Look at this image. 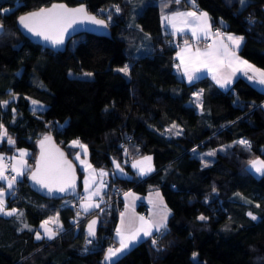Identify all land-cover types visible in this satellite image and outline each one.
Listing matches in <instances>:
<instances>
[{"label":"trees","instance_id":"obj_1","mask_svg":"<svg viewBox=\"0 0 264 264\" xmlns=\"http://www.w3.org/2000/svg\"><path fill=\"white\" fill-rule=\"evenodd\" d=\"M53 1L82 2L106 21L111 16V35L80 33L57 52L31 42L16 17ZM186 1L0 0V10L11 9L0 11V124L15 141L0 140V153L30 151L29 167L7 197L6 208L17 214H0V264H104L105 248L114 241L123 197L119 209L97 207L76 221V203L63 204L76 195L44 198L29 185L35 142L45 134L74 160L78 192L84 171L75 160L80 148L70 141L87 146L96 168L110 169L116 159L130 173L122 141L135 158L151 155L150 174L110 175L102 197L109 199L117 186L142 194L158 189L170 210L166 227L110 264H264V173L249 169L253 159L264 160V92L242 76L226 90L207 76L189 83L178 77L177 47L173 36L162 32L160 14L185 8ZM195 2L213 27L222 28V19L228 25L224 31L241 35L238 53L264 70V0H246L243 6L238 0ZM141 46L149 48L137 54ZM125 65L128 74L118 71ZM195 92L201 93L199 106ZM32 101L44 108L32 110ZM211 150L214 158L207 155ZM54 213L64 230L37 240L40 222ZM93 215L99 224L89 237L86 223Z\"/></svg>","mask_w":264,"mask_h":264},{"label":"snow or ice","instance_id":"obj_2","mask_svg":"<svg viewBox=\"0 0 264 264\" xmlns=\"http://www.w3.org/2000/svg\"><path fill=\"white\" fill-rule=\"evenodd\" d=\"M176 3H179L180 0H175ZM238 2L243 6L246 0H238ZM195 0H193V4ZM0 11H8L7 9ZM116 12L120 11V8L117 6L115 9ZM189 18H192L191 20ZM77 20L84 21L87 20L93 24L103 26L107 28L108 21H111V16H108L107 21L104 19H97L96 16L89 15L87 10L81 6L79 8L70 9L63 4H53L51 8H41L37 12H31L27 15L20 16L18 18V24L22 26L23 29H26L28 32L33 35L43 37L44 40L50 41L53 45H59L63 43L64 33L67 31L72 24L76 23ZM163 20L171 25L173 29V35L177 32H183L186 27H191L192 35L198 37V31L203 32L207 35L210 30V25L208 24L207 13L201 12L199 15L195 11L189 12H175L170 16H164ZM0 34H3V25L0 24ZM217 36L220 35L219 31L216 33ZM242 36L228 35L227 40L231 42V46L234 49H239L241 43L243 42ZM186 47L178 53L180 57L181 65L183 66V74L187 77L188 81L191 82L196 72L199 71L201 67L207 68L209 71L219 72L221 67L227 66L232 69L231 75L223 76H213V79L216 81L221 88L225 87L231 82V76L235 75L237 71H243L245 75L248 72H251L253 75H249L248 79L257 82L260 85H264V71L255 68L253 65L249 64L246 60L240 59L236 55L235 51H231L227 44L220 43L219 46L214 42L213 45L209 46V49L205 52H201L199 48L195 52H191V49L187 47V41H185ZM188 54L187 56L185 54ZM179 67V66H178ZM125 74L129 72V66L125 65L123 68L118 69ZM86 75H91V73H86ZM201 93H196L197 102L199 106V97ZM34 105L38 104L37 101L32 102ZM8 101H3L2 105L7 106ZM176 125H173V128H176ZM0 140L7 137V142L9 144H15V141L8 136L7 130L4 129V126L0 124ZM169 132L172 129H168ZM179 135L180 132L175 133ZM51 138L45 136L43 140L40 141L41 146V156L38 161V166L36 171L32 172L31 179L41 185L44 188H47L49 192L54 190L59 192H64L69 188L75 187V172L71 165V162L64 158V153L60 152L59 149L55 150V155L50 152H46L45 144L50 143ZM239 144L246 147H250L248 141L240 140ZM72 146L79 147L83 149L84 154L87 155V146L80 143L79 140L72 141ZM27 153L23 150H20L19 158L12 157V160H15L16 163L12 164L11 171L15 173L9 177L6 175L7 165L4 163V157L0 155V181L7 183V191L0 187V213L5 215H16L17 210L11 209L6 211L5 197L6 195L11 194V189L13 185L17 182V178L24 175V166L25 160L24 157ZM209 156L215 155V152L207 153ZM77 159H80L79 154L76 156ZM151 157H144L142 161H137L133 164V167H138L140 169L141 175H146L148 172L153 171L151 164ZM82 164H85V161H81ZM146 165V166H145ZM251 166L258 173H264V160H253L251 161ZM88 169H91L90 164H86ZM116 167L119 169L120 165L116 164ZM95 170H93L94 172ZM122 171V169H121ZM100 175H106L102 170ZM85 191L88 192L89 189V180H85ZM126 196H130L131 193H126ZM159 195V193H157ZM94 196H101V190L98 187L94 192H89V194L83 198L84 202L81 204L85 213H88L92 208L99 207V204L93 203ZM102 199V196H101ZM162 202V200H161ZM249 216H252V219L255 220L256 217L252 213H248ZM79 216V213H77ZM123 217V214H122ZM140 226L138 228H132L131 221L128 224V234L125 235V230L123 228H118L117 236L119 237V247L112 248L109 247L105 260L113 261L114 257H117L119 253L123 252L129 247L130 242L137 241L141 233L144 237H149L152 235V230L155 228L159 232L162 228L166 227L167 212L164 213L161 221L156 224H150L145 221L143 217H140ZM200 220H206L207 217L200 216ZM57 224L58 217L49 218L41 224V228L44 229V236L48 239H53L57 235V231L48 227L49 224ZM122 225L124 224L123 218L121 221ZM95 225L96 220H92L88 224L87 234L89 237L95 236ZM25 227H28L25 225ZM36 239H42L44 236L41 233L37 232ZM91 243V240L88 241ZM153 245L156 244V240L152 241Z\"/></svg>","mask_w":264,"mask_h":264},{"label":"crops","instance_id":"obj_3","mask_svg":"<svg viewBox=\"0 0 264 264\" xmlns=\"http://www.w3.org/2000/svg\"><path fill=\"white\" fill-rule=\"evenodd\" d=\"M139 1H140V5H144L146 2H149V0H139ZM186 2H187V6H185V8L178 9V10H173V11H167V12L163 11L160 14V24H161V29H162L163 33L172 35L173 38L177 37L178 35H186L191 40L192 39H199L200 40V39H203L205 37H210V39H211L210 43L207 44V45L202 46L201 48H199L202 53L207 51L209 49V46L213 45L214 42L217 44V46H219L220 43L222 42L223 44H227L231 51H235L236 55H238L240 57V59L246 60L249 64L253 65L255 68H258V69L264 71L262 68H260L257 65L253 64L251 61L247 60L246 58L242 57L238 53L237 49L232 48L231 42L227 40V36L228 35H235V36H241V35H237V34L225 31L224 33L219 32L220 35L217 36L216 33H217L218 30L215 27L212 26L211 19H210V16H209L208 12L206 10H204V9H200L197 6L196 2H195L196 5L193 4V0H187ZM189 11H195V12H197L198 15L201 12L207 13L208 24L210 25V30L208 31L207 35H205L203 32H199L198 31V37L199 38L194 37L192 35L191 27H186L183 32H177L175 35H173V29H172L171 25L163 20L164 16H170V15H172L175 12H189ZM189 19L191 20L192 18H189ZM143 37H144L143 39H145L147 41L150 39L149 35H147V34L143 35ZM185 47H186L185 43H182L179 46H177V48L175 50V53H174V58H175L174 70H175V72H176V74L178 75L179 78H181L184 81L189 83L187 77L183 74V66L181 65L180 57L178 56V53H180L181 50L184 49ZM187 47H189L191 49V52H193V53L196 50L193 47L191 42H187ZM148 48H149L148 46L146 48L143 47V46H141L140 48L137 47L136 53L138 54L140 52H143V51L147 50ZM185 55L187 56L188 54L186 53ZM231 72H232V69L228 68L227 66L221 67L219 72L209 71L207 68L201 67L199 69V71L196 72L195 77H194V79L191 82H193L194 80H196V79H198L200 77L207 76L218 88H220L222 90H226L232 85V83L235 81L236 78L242 76L245 79H247L251 84H253L255 87H257L259 90L264 92V85H260L257 82L248 79L249 75H253L251 72H248V74L245 75L243 71H237L235 73V75L231 76V82L228 85H226L225 87H223V88H221L220 85H218L216 83V81L213 79L214 75H216L218 77L219 76H223V75H231ZM39 106H40L39 110L44 108V106H42V105H39ZM261 106L264 108V101L261 102ZM69 143L71 144V141ZM20 150H23V151H25L27 153V155L24 157V160H25L26 163H25L23 171L25 173L26 170L29 167L28 156L30 154V151L28 149H26V148H16L14 150V152L10 153V156H11V158L12 157L19 158ZM0 155H3V153H0ZM144 157H151V155L144 154V155H140V156L136 157L135 160L133 162H131L130 165L128 166L130 173L127 172L128 175L126 173H124V174H121V176L130 177L131 173H132L134 176L143 177V176H146V175L150 174L152 171L148 172L146 175H141L140 174V169L138 167H133L134 163H136L137 161H142ZM257 159L261 160L260 158H255L253 160H257ZM75 160H76V157H75ZM14 163H16V161L11 159V166ZM150 164H151L152 169L154 170L152 157H151ZM250 164H251V162L249 163V165ZM251 171L255 175H260L261 174V173L256 172L254 168L252 169V166H251ZM5 174L8 175L9 177H11L12 175H15V173H13L11 171V168L7 169ZM21 177L22 176L18 177L17 180H19ZM83 177H84V174H83ZM83 177H82V180H83ZM16 183L13 185V188L10 190L11 192L16 187ZM82 186H83V181H82ZM0 187L4 188L7 191V183L6 182L0 181ZM105 188H103V192H104ZM103 192H101V196H102ZM126 193H131V195L130 196H126L125 195ZM126 193L123 196L122 207H121L120 211L118 212L115 228H114V230L112 232V237H113V240L115 241V245L113 247L114 249L119 247V237L117 236V231L116 230L118 228H123L125 230V235H127L128 234L129 221H131L132 228H138L140 226V223H141L139 218L143 217L141 215V213H140V209H141V207L144 204H148L150 206L148 218L143 217L144 220L149 222L150 224L159 223L161 221V218L163 217L164 213L167 212V219H166V222H165V224H166L167 220H168V217L170 215V210L167 207V204L165 203L163 195L161 194V192L158 189H152V190H150V191H148V192H146L144 194L138 193V192L133 191L132 189H129V190L126 191ZM157 193H159V195H157ZM101 196H97L95 199H98ZM7 197H8V195H6V197H5L6 205H7ZM84 197H85V194L84 193H80L79 197H77V200H79V198H84ZM161 200H162V202H161ZM77 208H78V203H77ZM95 208H97V207H94L91 210H93ZM6 209H7L6 211H8V210H11V209H14V208H6ZM81 213H82V215L86 214L84 211H81ZM0 214H3V213H0ZM122 214H123V217H122ZM122 218H123V221H124L123 225L121 223ZM42 222H44V221H42ZM164 228H162L161 230H163ZM37 232L41 233V235L44 236V229H42L41 227H39L38 230H35V234ZM155 233H157V231L155 230V228H153L152 235H154ZM34 236L36 238V235H34ZM44 238H47V237L44 236ZM147 238L148 237H144L143 234L141 233L140 238L137 241L130 242L129 247L127 249H125L123 252L119 253L117 257H114L113 261L116 258H118L120 255H122L125 251H127L128 249H130L131 247H133L135 245H138L141 248H143L144 247V241ZM107 250L108 249L105 250L104 255H103V259H102V262L104 264H110L111 262H113V261L105 260V256L107 254Z\"/></svg>","mask_w":264,"mask_h":264},{"label":"water","instance_id":"obj_4","mask_svg":"<svg viewBox=\"0 0 264 264\" xmlns=\"http://www.w3.org/2000/svg\"><path fill=\"white\" fill-rule=\"evenodd\" d=\"M53 4H63L67 8H70V9L79 8V7L83 6L87 10L85 4L82 3V2H80L78 4H75V5H69L65 1H53V2H51L50 4H48L46 6H42V7L36 8V9H32V10H28L26 12H23V13L19 14L16 17V26H17V28L19 29V31L21 32V34L24 37H26L27 39H29L33 43H36L38 45H41L42 47H45V48H48V49H50L52 51L57 52V51H64L68 41L70 39H72L74 36H76V35H78L80 33H90V34H94V35H97V36H105V37H109L111 35L109 24H108L107 28H104L103 26L93 24V23H91V22H89L87 20H84V21L77 20V22L72 24V26L69 27L67 29V31L64 33L63 43L59 44V45H53L50 41L44 40L43 37L33 35L32 33L28 32L26 29H23L22 26H20L18 24V18L20 16L27 15L28 13H31V12H37L41 8H51ZM87 12H88L89 15L96 16L97 19H104L102 17L97 16L93 12H90L88 10H87ZM218 23H219V26L222 27L224 30L228 29L227 23L225 21H223L222 19H219ZM0 24H2V23L0 22ZM45 136H48V137L51 138V142L45 144L46 152H50L53 155H55L56 154L55 150L59 149L60 152L64 153V158L71 162V165H72V167L74 169V172H75V187L74 188H69L68 190H66L64 192H59V191H56V190H54L52 192H49L47 188H44L41 185L35 183L30 178L32 172L36 171V169H37L38 161L40 160V156H41L40 141L43 140ZM35 146H36V153H35L31 168L29 169V172L27 174L28 183L32 187V189L38 195H40V196H42L44 198L68 197V196L75 195L78 192V190H79L80 178H79V175H78V172H77V166H76L74 160L71 159L67 155V153L64 150V148L55 141L54 137L51 134H45V135L41 136L40 138H38L36 140V142H35ZM92 220H96L95 231H96V228L98 227L99 217L97 215H93L87 220V223H86L87 231H88V224Z\"/></svg>","mask_w":264,"mask_h":264},{"label":"rangeland","instance_id":"obj_5","mask_svg":"<svg viewBox=\"0 0 264 264\" xmlns=\"http://www.w3.org/2000/svg\"><path fill=\"white\" fill-rule=\"evenodd\" d=\"M137 6L138 7L136 8V10L140 11L141 7L139 8V4ZM7 10L9 11L11 9H7ZM2 12H7V11H2ZM196 93H200V92H195L193 94L194 98H197L196 97ZM30 108L32 110H34V111H37V110L40 109V106H39V104H35L34 105L33 103H31ZM72 141H75V140H72ZM72 141H71V144H72ZM81 144H83V143H81ZM83 145H85V144H83ZM209 152H215V151L211 150ZM78 154L80 156V159L76 158V161H77L78 165L80 166V168L83 169L84 177H83V180H82L83 181V186H82L80 192L76 193L77 197L80 195V193H84L85 197H86L89 194V192H94L98 187L100 188L101 192H103V188L106 187V182L104 181V179L110 177V175H120L121 176V174H124V173H126L128 175L125 166L122 165L120 162H118L116 159L113 160V165H112V168H110V169H107V168H96V167L92 166L91 163L89 162L88 149H87V155L84 154V151L81 148L79 149V153ZM76 156L77 155H75V157ZM213 158H214V155H213ZM81 161H85L86 163L82 164ZM209 163H204V164H209ZM86 164H90L91 165V169H88L86 167ZM116 164L120 165L119 169L116 167ZM249 168L251 170V164L249 165ZM121 169H122V171H121ZM252 169H253V167H252ZM93 170H95V171L93 172ZM101 170L104 173H106V175L101 176L100 175ZM86 179L89 180L88 192L85 191V187H86L85 180ZM77 197L76 198H72V199H64L63 200V204L64 205H72L73 202H75L76 203V207H77V203H78V208L79 209L76 208V214H75V217H74V220H76V221H78V219L80 220V219H82V218H84L86 216V214L82 215V213H81V211H84L83 208L81 207V204L84 202V200H83V198H79V200H77ZM96 197L97 196L93 197V203L99 204L98 200L95 199ZM77 213H79V216L77 215ZM55 217H58L57 213L50 214L48 217L44 218L42 221L49 220V218H55ZM42 221L40 222L39 227L43 223ZM48 227H50L53 230L57 231V234H59L60 232H62L64 230V227H63L61 221L59 220V218H58V223L57 224H51L50 223L48 225Z\"/></svg>","mask_w":264,"mask_h":264},{"label":"built area","instance_id":"obj_6","mask_svg":"<svg viewBox=\"0 0 264 264\" xmlns=\"http://www.w3.org/2000/svg\"><path fill=\"white\" fill-rule=\"evenodd\" d=\"M195 4V3H194ZM196 5V4H195ZM219 32L224 33V29L223 28H216ZM185 41L187 42H191L193 47L195 49L197 48H201L204 45H207L210 43L211 39L210 37H205L203 39H189L186 35H181L178 37H174L171 41L172 45L177 47L182 43H185ZM121 145V156H122V160L124 163H131L135 160V152H131L129 151L128 147L126 145H124L123 141L120 142ZM250 145V144H249ZM4 157V163L7 165V169L11 168V156L10 154H3L2 155ZM105 182L108 181V178L104 179ZM127 189L123 188V187H115L114 190L112 191L110 198L105 200L103 197L101 199V197H99L97 200L99 202V207H110L111 205H114L116 207V209H119L120 207V202L122 197L124 196V194L126 193ZM149 210H150V206L148 204H144L143 207L140 209V213L143 217L148 218L149 216ZM115 243L114 241H110L105 250L108 249L109 247H114Z\"/></svg>","mask_w":264,"mask_h":264}]
</instances>
